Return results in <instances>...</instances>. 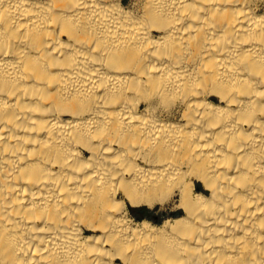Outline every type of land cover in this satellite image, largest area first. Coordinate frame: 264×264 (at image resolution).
Here are the masks:
<instances>
[{"label": "bare ground", "instance_id": "6f19581e", "mask_svg": "<svg viewBox=\"0 0 264 264\" xmlns=\"http://www.w3.org/2000/svg\"><path fill=\"white\" fill-rule=\"evenodd\" d=\"M0 264H264V0H0Z\"/></svg>", "mask_w": 264, "mask_h": 264}, {"label": "rangeland", "instance_id": "374dc122", "mask_svg": "<svg viewBox=\"0 0 264 264\" xmlns=\"http://www.w3.org/2000/svg\"><path fill=\"white\" fill-rule=\"evenodd\" d=\"M133 214L138 220L147 219L150 220L151 222H157V223L161 222V217H162L161 213L158 212L157 208H155L154 210H147L145 207L136 208L134 209Z\"/></svg>", "mask_w": 264, "mask_h": 264}, {"label": "trees", "instance_id": "16d2710c", "mask_svg": "<svg viewBox=\"0 0 264 264\" xmlns=\"http://www.w3.org/2000/svg\"><path fill=\"white\" fill-rule=\"evenodd\" d=\"M139 213V212H138Z\"/></svg>", "mask_w": 264, "mask_h": 264}]
</instances>
